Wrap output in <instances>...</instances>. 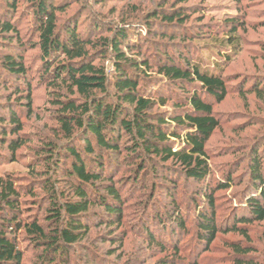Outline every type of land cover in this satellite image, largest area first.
<instances>
[{
    "label": "trees",
    "instance_id": "obj_1",
    "mask_svg": "<svg viewBox=\"0 0 264 264\" xmlns=\"http://www.w3.org/2000/svg\"><path fill=\"white\" fill-rule=\"evenodd\" d=\"M85 1L0 0V82L16 86L19 100L0 116V156L6 148L13 162L18 161V150L31 138L19 114L20 109L33 113L28 50L37 51L43 68L39 78L54 88L51 101L59 108L60 125L59 138L43 139L38 154L27 162L31 176L0 177V264H22L21 232L41 248L37 264H69L70 251L89 234L93 222H122L129 193L125 188L143 187L149 175L161 177L172 201L164 213L151 207L144 220L145 234L160 247L173 243L178 252L179 234L192 232L174 203L181 179L201 184L192 208L197 246H208L221 231L264 222V164L258 151L250 154V193L225 229L217 219L215 192L232 184V174L224 172L217 187L210 182L207 143L220 126L214 104L231 92L233 76L227 69L241 51L236 35L240 22L227 21L232 27L225 45H200L198 56L197 41L206 37V28L189 25L183 8L158 9L141 25L119 21L103 35L98 33V16L82 5ZM21 3L33 18V36L27 40L15 17ZM74 4L79 10L68 12ZM152 25L178 28L183 34L160 33L169 42L153 41L156 52L148 53L138 30L144 26L149 31ZM204 52L215 60L203 59ZM104 60L111 62L112 75ZM258 83L252 91L261 90ZM122 169L126 175L117 179ZM56 175L63 176L67 190H60ZM33 208L37 213H31ZM239 251L243 257L250 252L245 247Z\"/></svg>",
    "mask_w": 264,
    "mask_h": 264
},
{
    "label": "rangeland",
    "instance_id": "obj_2",
    "mask_svg": "<svg viewBox=\"0 0 264 264\" xmlns=\"http://www.w3.org/2000/svg\"><path fill=\"white\" fill-rule=\"evenodd\" d=\"M82 5L98 16L102 24L98 33L103 35L109 34L107 29L119 21H136L141 25L149 14L158 9L183 8L188 15L189 25L199 24L201 29L203 26L206 28V37L197 41L198 56H201L200 45H225L224 38L230 34L232 27L226 24L227 21L240 22L236 35L240 40L241 51L227 69L233 76L231 92L221 103L214 104L220 126L207 143L213 166L210 180L212 186L217 187L219 179L223 181L224 172L232 174V184L215 192L217 219L221 228L225 229L233 213L242 208L250 193V154L258 151L264 164V0H86ZM77 7L78 4L72 5L68 12L79 10ZM19 9L15 17L20 21L21 33L27 40L33 36V18L25 3H21ZM86 16L87 14L83 15L81 21ZM177 29L166 25H152L146 31L143 26L138 30V35L144 49L153 54L156 52L152 46L153 41L169 42L160 33L176 32L180 35L182 32ZM207 29L212 32H207ZM3 48L10 50L8 46ZM25 56L33 69V113L29 115L26 110H18L24 122L23 131L30 134L31 138L18 150L20 156L16 162H13L8 150L3 148L0 156V177L9 173L22 178L31 176L27 162L38 154L43 139L57 140L60 134L57 121L59 108L51 101L54 88L49 86L48 81L39 78L43 68L37 51L28 50ZM203 59L214 61L215 57L204 52ZM104 64L108 74L112 75L114 71L111 62L104 60ZM246 81L249 83L246 84ZM258 82H262L261 90L252 91L253 85H258ZM15 87L0 82V116L6 114L5 108L10 102L19 101L14 94L17 91ZM123 175L126 172L122 169L116 178ZM56 179L59 181L60 190L68 189L62 175H56ZM161 183V177L149 175L143 187H126L129 190L128 202L122 222L108 226L98 224L99 221L93 222L89 234L70 251L69 264H264V222L254 221L242 226L240 231H221L208 246H197L192 208L195 203V188L201 184L192 181L184 183L183 179L180 180L174 203L181 209L185 221L187 217L186 225L192 232L190 231V235H186L184 231L179 234L181 241L178 252L173 243H164L162 247L154 243L143 230L144 220L147 221L151 216V207L164 213V206H171L172 203ZM198 197L202 199L201 196ZM149 204L147 210L146 206ZM92 210L100 209L94 207ZM37 211L34 209L31 213ZM42 214L43 211L40 215ZM19 246L24 253L22 264L38 263L41 248L32 246L23 238V232L20 233ZM240 247L250 250L249 254L245 257L239 256Z\"/></svg>",
    "mask_w": 264,
    "mask_h": 264
}]
</instances>
